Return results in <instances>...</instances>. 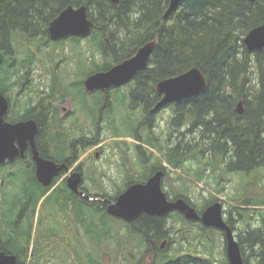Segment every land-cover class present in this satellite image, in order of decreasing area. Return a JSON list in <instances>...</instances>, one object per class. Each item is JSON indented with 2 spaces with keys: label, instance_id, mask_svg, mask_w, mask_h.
Here are the masks:
<instances>
[{
  "label": "trees",
  "instance_id": "obj_1",
  "mask_svg": "<svg viewBox=\"0 0 264 264\" xmlns=\"http://www.w3.org/2000/svg\"><path fill=\"white\" fill-rule=\"evenodd\" d=\"M170 2L121 0L116 4L112 0H0V45L11 53L14 31L18 28L36 31L38 23L48 24L64 6L86 5L89 14L96 20L97 30L102 32L98 36L99 47L103 56L106 57L107 53L111 56L110 61L119 63L134 55L146 42L156 40L149 67L141 70L137 76L141 83L148 84L146 90L154 87V83L160 79L199 67L208 80V86L199 94L180 99L177 118H185L199 137L189 140V145L185 143L181 146L180 142L177 151L169 155L168 160H175L176 167L190 174L191 170L184 168V160L188 156L207 165L213 160L210 165L213 171H219L221 178L228 175L229 171L241 175V192L232 198L235 202L232 207L239 209V214L246 220L252 216L251 206L261 208L257 210V224L251 226V222H248V226L239 234L238 241L246 264H264V48L249 51L244 43L245 35L264 23V0H179L174 8L169 9ZM36 15H41L44 21L39 22L35 19ZM118 31L126 33H114ZM100 67L102 64L99 63ZM149 80L153 84L149 85ZM139 93H142L141 89L135 95ZM240 100L244 105L242 113L237 111ZM145 103L149 106L154 102L147 99ZM50 114L54 113L43 108L37 117L47 142L58 145L57 128L49 129L47 126L46 119ZM145 123L152 127L154 119ZM206 170V165L199 164L198 170L191 175L202 180ZM19 175L23 176L25 188L34 190V199L39 194L44 195L46 189L38 185L29 168ZM214 178L217 180L219 177ZM207 184L210 185L209 181ZM0 192L3 197L4 193ZM59 194L62 196V191H57L52 200H58ZM211 195L206 203L218 199ZM71 197V194L65 193V217L72 213L78 218L83 217L86 208L95 205L83 197L79 200L73 198L72 212L68 208V205H73L69 202ZM0 202V211L3 210L0 225H8V229H1V234L8 236L11 235V226L8 224L11 216L7 213L8 209L11 212L14 209L10 205V197ZM104 205L109 204L104 202ZM75 220L71 224L66 222V230L74 225ZM135 228L139 233L143 230L147 237H158L159 233L165 231L162 217L153 215H144ZM208 229L215 231L213 227L200 224L198 238L204 235L210 238ZM48 232L54 237L50 228ZM27 233V236H23V242L15 241L12 246L3 245L2 248L8 253L19 255L18 264H41L45 252L37 247H33V252L38 249L41 259L39 257L35 263L28 262L32 243L29 227ZM189 253L197 252L189 247ZM224 262L229 264L226 255Z\"/></svg>",
  "mask_w": 264,
  "mask_h": 264
},
{
  "label": "flooded vegetation",
  "instance_id": "obj_2",
  "mask_svg": "<svg viewBox=\"0 0 264 264\" xmlns=\"http://www.w3.org/2000/svg\"><path fill=\"white\" fill-rule=\"evenodd\" d=\"M67 6H64L63 8ZM72 6L78 7L81 5ZM63 8L60 9L49 20L48 24L42 22L44 20H41V15H36L35 19H37L39 22H42L43 24L42 25L38 23V29L36 31L33 29L30 31L22 28L15 30V37L11 42V53L6 49H3V47L0 45V57L2 58V62L0 63V91L8 101V109L4 115V118L7 122L13 124L18 122H30L36 127L34 137L28 138L26 143L20 144L18 140L15 141L18 146L17 155L12 160L7 159L0 163V166H5L3 168H13V166H18L22 169L29 168L34 173L35 178L39 182L38 185L46 189V192L43 195L45 199L52 196L57 191H62V196L59 194L58 200L53 199V203L51 204L55 223L52 225L53 227L50 226V229L54 235H58V237H60L59 235L61 234L60 231L62 227H60V225H66V218L70 224L76 219V214L74 213L65 217L66 203L63 202L65 193L67 192L68 194H71L72 197L69 202L72 204L74 203V199L79 200L81 197L85 198L86 200L93 201V199H89L86 196H100L99 192H91L87 187L84 186V183L86 178L91 177L97 172H100L104 176L105 180H111L113 183L119 182L121 178L120 176L124 174L126 186L124 189L119 190L118 193H116L114 196L115 199L119 194L126 190L129 185L137 182L145 183L154 173L162 170V189L167 194V197L170 200L178 197H185L191 205L196 207L192 200L189 199V196L174 192L176 197L172 198L165 190L167 178H171L169 177L171 175L170 170L181 169L175 166V160L169 161L168 156L177 151V146L180 144V142H182L181 146L185 143L189 145V140L193 138V133L196 132L193 131L191 126H189L185 118L182 120L177 119L179 114L178 108L180 100L162 103L156 108L158 103L164 97V94L159 93L157 86L158 82L162 79L156 81L154 83V87L150 89L148 87L146 90V85L148 84L141 83L137 78L141 70L149 67L150 60L146 68L139 70L132 79L124 82L121 85L111 84L106 88L89 89L86 85V80L90 75L100 70H107L114 64H117V62L113 63L111 60L108 61L109 63H106L109 65L105 66L106 68L103 66L98 68V51H100L101 54L103 53L102 49L100 48L101 46L99 47L98 36L99 33L102 32L97 30L96 20L90 14L89 17L94 20V25L92 26L91 30L87 32V34H67L57 39H53L50 35V24L51 21L60 14ZM114 33L124 35L126 32L118 31ZM107 34L110 33L107 32ZM80 42L91 43H88V49L91 53L92 62L95 65V69H92V71H90L83 79L80 80V85L84 88L86 96H91L94 95L95 92H100L107 102L105 103L104 108H108V105L111 106L114 95L119 94L123 98V101H127L129 103L131 108H136L139 110L142 119H140L141 123L150 122V120L153 119L155 121V119L158 118V124L154 122V128L159 127L160 120H164L170 127H168L167 132L163 131L162 129H158L160 132L159 137L161 139L165 137L169 147L167 160H161L156 163L147 162L145 165L146 171L141 176V179H133L130 174V170L126 169L127 165L123 163H120L119 165L116 163L115 167H117L118 170L116 169L115 171H117L120 175L118 178L115 176H108L110 173L108 172L110 166H114L112 163H110V161H102V164H99L98 157L103 150V143L98 142L97 138L98 122L95 113V106L92 104V101H87L85 103L87 112L86 114L81 115L77 105L79 104L78 93L74 91L76 81L72 78L73 74L68 72L60 73L59 70L63 64H67L73 59L70 51H67V49L70 48V44H80ZM20 48H22V50ZM20 52L22 54H20ZM106 58L108 59V53L106 54ZM151 84H153L152 81L149 83V85ZM139 89H141L142 93H139L136 96L135 92L139 91ZM147 99L148 101H153L154 103L148 106L145 103ZM43 108H47L48 110H51L52 113H54L53 115L50 114L47 117L46 122L49 129L55 127L57 128L56 133L57 137L59 138L58 145H52L48 143L46 135L42 132L43 129L41 127V122L37 116ZM178 122L181 123L178 124ZM178 125L185 126V130L180 131ZM177 132L179 133L178 135ZM190 136L192 138H190ZM36 152L38 156L46 160H50L55 165H57L58 172L57 174L53 175L49 184H44L37 177ZM188 160L189 156L186 157L184 163ZM148 163L151 164L148 165ZM105 164H109V167L106 168L107 166H105ZM187 169L189 170V168ZM77 172L81 174V183L78 190H73L69 187L68 183L69 179ZM0 191H2V194L4 193V196L2 197L0 192V200L5 202V200L10 197V205L12 204L14 209L12 212L8 209L7 213V215L10 213L11 216L9 218L10 220H8V224L11 226V235L7 236L1 234V229H8V225H0V243L1 246H12L14 243H16L15 241L23 242V236H27L28 234V226L25 224V222H28L29 220V212L32 210L35 192L32 188L26 189L24 181L18 184L16 181L8 179L1 180ZM168 192H172V189L168 190ZM217 200L208 203L202 209L196 207L198 213L201 214L209 204ZM61 202H63V204H61ZM10 205H8V208H11ZM73 207L74 204L72 206L68 205V208L71 209L72 212ZM105 209L112 218L123 221L125 226L133 228V231H136L135 227L137 223H140L144 215H150L143 213L136 220L127 221L123 218L110 214L108 212V205L105 206ZM177 214L181 220H184V222L196 224L199 227L200 224L204 225L200 220H191L187 218L183 212L178 210H173L164 216H153L162 217L164 221L166 219H172V217L177 218ZM223 217L225 221L232 227L235 237L238 240L239 233L236 218L231 216V214L226 211L225 207H223ZM0 219V224H2L3 210L0 211ZM170 223H173V220ZM205 227L210 228L212 226ZM213 228L219 230V233L224 236V245L226 247L225 230L216 227ZM140 232L142 237L144 235V241L146 245H148V248L146 252L143 253L140 258H138V264H195V262L196 264L225 263L224 257L222 259H216L213 257V255L200 256L192 254L189 253V248L188 250L183 249L185 252L180 254H160L161 251L165 250L166 247L171 246L174 242V236L171 233L172 227L165 230L162 234L159 233L158 237L156 235L147 237L145 236L143 230ZM165 240L166 242L164 247H162L163 241ZM17 256L19 258V255ZM56 258L59 260L58 257Z\"/></svg>",
  "mask_w": 264,
  "mask_h": 264
},
{
  "label": "rangeland",
  "instance_id": "obj_3",
  "mask_svg": "<svg viewBox=\"0 0 264 264\" xmlns=\"http://www.w3.org/2000/svg\"><path fill=\"white\" fill-rule=\"evenodd\" d=\"M88 43L91 44L90 42L70 44V48L67 51H70L73 59L60 67V73L68 72L73 74L72 78L76 81L74 91L78 93L79 104L77 105L81 115L87 112L85 104L87 101H92L95 106L98 122L97 138L98 142L103 143L102 155L100 153L98 157L99 164H102V161H110L114 165L110 166L108 176L118 178L120 175L115 171L117 169L115 166L116 163H118L117 165L123 163L127 165L126 169L130 170L133 179H141V176L146 171L145 165L147 162L156 163L161 160H167L169 147L166 138L163 137L161 139L159 137L160 132L158 129L167 132L169 125L164 120H160L158 128L150 127L145 122L141 123L142 119L139 110L131 108L129 103L123 101L119 94L114 95L111 106L108 105V108H104L107 102L100 92H95L91 96L85 95L84 88L80 85V80L92 69H95L90 50L88 49ZM20 49L22 50V48ZM20 54L22 53L20 52ZM110 58V55H108L107 59L98 51L97 61L102 66L109 63ZM154 122L158 124V118ZM178 128L180 131L185 130L183 125H178ZM178 132L177 135L179 134ZM198 135L196 131L192 137L196 138ZM192 137L190 136V138ZM207 153L210 154V152ZM151 163H148V165ZM211 163H213V160H211ZM199 164L201 166L206 165L207 168L203 179L200 181L191 175L198 170ZM210 164H202L198 160L191 158L184 163V168H189L192 172L191 174L183 168L170 170L171 175L169 177L171 178H167V185L165 186L168 195L175 198L174 192H178L189 196V199L192 200L196 207L202 209L210 203H206V200L212 197L211 194H213L223 201L226 211L236 218L239 234L245 230L248 222H251V226L257 224V210L261 206H251L252 211L250 214L252 216L250 215L251 218L249 217V220L242 218L239 214V209L232 207L235 204L232 198L241 192V175L235 171H229L228 175L221 178L219 171H213V166L211 167L212 164ZM105 166L108 168L109 164H105ZM3 167L0 169V183L4 176L8 180L16 181L18 184L22 183L23 176L19 174L24 172V169L18 166H13V168ZM120 177V181H116L117 183L105 180L100 172L86 178L84 186L93 193L99 192L100 196L95 195L92 197L95 205L86 208L85 215L81 216L82 218L85 217L84 221L81 217L78 218L76 216L77 222L75 221L74 225L67 230L66 225L61 224V234L58 238L48 237L47 235L48 229L55 223L51 205L53 203L52 196L54 195L55 197V193L46 199L42 194L37 195L33 200L32 210L29 212V220L25 222L29 230H31L32 242L28 262H34L39 257L41 259V256H38V252L43 250L45 257L40 261L41 264H138V258L148 248L144 238L139 232H132V228L125 226L123 221L112 218L105 209L106 205H104V202L107 204L111 203L116 193L126 186L124 174ZM214 177H219L220 179L217 178L215 180ZM208 181L210 185L207 184ZM170 189H172V192L169 193L168 190ZM176 217L163 221L165 230L172 227L171 233L174 236V242L171 246L161 251L160 254H180L185 252L183 249L186 250L190 247L196 250V255L200 256L213 255L216 259H222L226 255L224 236L219 233V230L215 229L212 232L208 229L207 233H211L210 238L208 235H204L199 239V226L182 221L178 214ZM172 220L173 223H170ZM33 247H37L39 250L35 249L34 253ZM53 252H56L55 256L60 261L53 256ZM247 254L248 252L246 251L245 255Z\"/></svg>",
  "mask_w": 264,
  "mask_h": 264
},
{
  "label": "water",
  "instance_id": "obj_4",
  "mask_svg": "<svg viewBox=\"0 0 264 264\" xmlns=\"http://www.w3.org/2000/svg\"><path fill=\"white\" fill-rule=\"evenodd\" d=\"M118 4L121 0H112ZM179 0H171L169 9L174 8ZM254 1V0H252ZM94 20L89 17L88 7L69 5L51 21L50 35L57 39L67 34L85 35L91 30ZM244 43L249 51L264 48V23L252 28L244 37ZM156 40L146 42L138 48L131 57L114 64L107 70H100L90 75L86 80L89 89L106 88L111 84L121 85L129 81L141 69L148 66L155 50ZM2 58L0 57V63ZM160 94H164L162 103L180 100L190 95L203 92L208 86V80L199 67H192L187 71L163 78L157 84ZM8 109V101L0 91V163L7 159L12 160L18 153L16 140L20 144L33 138L36 127L30 122L10 123L4 118ZM244 110L243 101L237 104L238 113ZM37 177L44 184H49L54 174H57V165L52 161L38 156ZM163 171L154 173L147 182L133 183L128 186L115 200L108 205V212L127 221H134L143 213L164 216L173 210L183 212L191 220H200L205 226H212L226 232V252L230 264H245L241 245L235 237L232 227L223 217L224 204L217 200L209 204L201 214L185 197L170 200L162 189ZM81 183V174L75 173L69 179V186L77 190ZM90 198L89 196H86ZM166 240L163 241L164 247ZM19 258L15 253H7L0 243V264H18Z\"/></svg>",
  "mask_w": 264,
  "mask_h": 264
},
{
  "label": "bare ground",
  "instance_id": "obj_5",
  "mask_svg": "<svg viewBox=\"0 0 264 264\" xmlns=\"http://www.w3.org/2000/svg\"><path fill=\"white\" fill-rule=\"evenodd\" d=\"M65 8H66V7H65ZM63 9H64V8H63ZM68 185H69V183H68ZM69 187H70V186H69ZM70 188H71V187H70ZM71 189H72V188H71ZM78 189H79V188H78ZM78 189H77V190H78ZM73 190H75V189H73ZM89 197H90V196H89ZM89 199H93V198L90 197ZM115 199H116V198H115ZM115 199H113V200H115ZM113 200H112V201H113ZM69 210H70V209H69ZM66 222H68L67 219H66ZM47 235H48V236L50 235V237H52L51 232H48ZM54 237H58V235H56V236L54 235Z\"/></svg>",
  "mask_w": 264,
  "mask_h": 264
}]
</instances>
